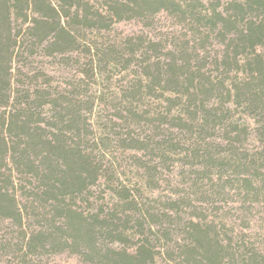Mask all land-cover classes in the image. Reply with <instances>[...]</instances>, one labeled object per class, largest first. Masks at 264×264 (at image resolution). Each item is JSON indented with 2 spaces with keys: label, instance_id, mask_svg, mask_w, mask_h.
<instances>
[{
  "label": "trees",
  "instance_id": "16d2710c",
  "mask_svg": "<svg viewBox=\"0 0 264 264\" xmlns=\"http://www.w3.org/2000/svg\"><path fill=\"white\" fill-rule=\"evenodd\" d=\"M261 227L264 0H0V264H264Z\"/></svg>",
  "mask_w": 264,
  "mask_h": 264
},
{
  "label": "rangeland",
  "instance_id": "374dc122",
  "mask_svg": "<svg viewBox=\"0 0 264 264\" xmlns=\"http://www.w3.org/2000/svg\"><path fill=\"white\" fill-rule=\"evenodd\" d=\"M170 24V23H169ZM117 29L120 30V32H124V33H131L137 29H140V26L136 23H123L121 24L119 27H117ZM167 29H164V31H166ZM45 61H52V60H45ZM48 69H52L53 71L57 69V67L55 66H49ZM50 70V71H52ZM61 75V74H60ZM60 75H57L58 77ZM61 78V77H59ZM261 142L258 138H256L255 136L251 138L249 144H248V148L250 150L256 151L258 148H260ZM175 178V177H174ZM230 207H240V205L236 202H231ZM256 225H258V223H256ZM259 231H261V233H264V228H259ZM54 264H84L80 258L76 257V256H69V255H65V256H60L57 257L55 259V263Z\"/></svg>",
  "mask_w": 264,
  "mask_h": 264
}]
</instances>
